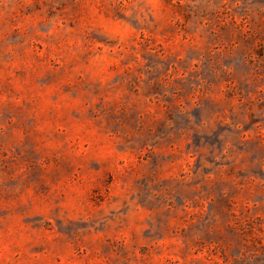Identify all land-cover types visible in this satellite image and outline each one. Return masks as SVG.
Here are the masks:
<instances>
[{"label": "rangeland", "instance_id": "obj_1", "mask_svg": "<svg viewBox=\"0 0 264 264\" xmlns=\"http://www.w3.org/2000/svg\"><path fill=\"white\" fill-rule=\"evenodd\" d=\"M0 264H264V0H0Z\"/></svg>", "mask_w": 264, "mask_h": 264}]
</instances>
